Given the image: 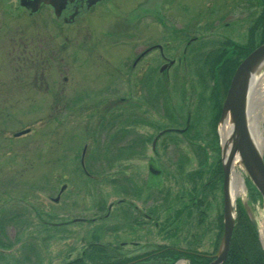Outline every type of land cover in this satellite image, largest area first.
<instances>
[{
  "label": "rangeland",
  "instance_id": "1",
  "mask_svg": "<svg viewBox=\"0 0 264 264\" xmlns=\"http://www.w3.org/2000/svg\"><path fill=\"white\" fill-rule=\"evenodd\" d=\"M11 1L0 0V108L3 110L0 114V264H68L81 256L85 258L92 250L87 246L94 241L99 247L96 248L107 250L115 263L128 264L130 257L145 254L140 249L141 242H127L129 203L135 202L138 207L136 212L142 211V208L144 210L145 205L149 206L147 189L144 193L145 203L136 202L130 196L132 190H129V181L133 172L128 147L135 137L148 134L151 138L158 133V129L150 131L138 126L132 135L125 120L131 111L130 105L146 104L143 100L148 104V100L154 99L157 88L148 89L151 96L137 90L133 82L140 78L130 77L125 65L118 66V70L123 69L124 73L113 71L114 82L110 73L115 58L120 57V64L125 57L131 59L144 47L154 49L152 46L156 42L164 46L170 34H163V27L156 22L159 18L156 19L153 12L144 16L141 11L138 18L141 20L144 17L151 24L152 38L148 44L139 39L133 43L134 46L109 42L95 44L98 39L106 38L109 31L115 29L116 23L121 20L127 22L129 16L132 18L137 14L133 10L142 5V0H115L116 7L101 9L90 19L92 26L80 23L66 30L53 24L46 11L31 17L22 10H16L15 0L13 3ZM212 2L179 0L177 5L187 9L181 13L175 12L174 5L164 9L162 6L161 9L153 8L157 4L150 7L163 15L167 23L171 22L169 17L177 23L180 20L195 21L198 30L192 33L198 34L201 39L211 37L210 40H216V37H220L219 41L222 42L230 37L229 40L240 45L245 43L251 21L261 9L248 6L247 0H230L231 3L227 4L223 0H215L216 7ZM226 23L235 25V28L226 27ZM66 36L68 40H65ZM165 54L180 58L182 48ZM158 56V51L149 55L150 59ZM200 64L198 61L197 65ZM192 69L194 67L187 68V72L180 75V80L174 78L160 89L163 90L162 101L158 99L160 104H203L201 99L199 102L202 103H198L196 93L190 91L196 86ZM155 77L162 79L159 73ZM259 77L262 79L264 73ZM179 81L182 82L181 86ZM133 87L135 89L131 92ZM180 87L186 90L183 100L179 97ZM188 95H191L189 100ZM204 100V104H211L206 98ZM200 113L203 115V110ZM152 114L150 118L153 121ZM221 126L218 119V136ZM27 129L30 132L15 136ZM261 129L264 136V117ZM201 133L207 132L203 130ZM177 138L181 140V137ZM220 139L219 136L221 147ZM203 141L202 138L190 142L193 147L182 142V148L173 152H170L171 147L168 148L167 155L161 157L158 165L152 164L150 172L147 167L143 170L142 158L136 161L139 174L140 170L144 172L140 179L145 177L143 181L148 179L151 182L149 194L152 198L158 197L159 191L162 198L163 186L169 191L165 208L157 219L161 226L166 213H170L173 194L182 188L189 191L191 185H195L191 183L192 179L186 178L189 172L197 175L205 172V178L196 180V188L206 190V195H199V201L200 196H205V201L208 198L211 203L208 220L203 223L204 230L201 229L203 233L194 234L185 241L180 242L188 235L193 220L182 222L181 233H174V238H171V232L168 231L165 236L154 226L155 219H149L147 227L136 230L135 235L148 238L151 253L158 250L159 245L164 248L168 244L188 245L190 248L195 245L200 252L207 254L213 250L208 244L211 245L214 236L220 234L216 218L224 194L220 186L212 190L208 185V170L215 161V152L207 149L208 157L203 158L194 157L195 153L189 152L197 144L207 147ZM178 152L185 157H180L179 162V157H175ZM81 160L89 174L82 169ZM242 174L244 192L237 199L252 197V184L243 169ZM155 177L160 179L156 182ZM154 199L156 203L158 199ZM258 199L250 200V205L264 249V237L260 233L264 224V203ZM152 211L149 210L150 213ZM221 218L222 214L219 225ZM71 219L76 221L70 222ZM206 226L211 227L209 233H205ZM196 229L200 230L198 226ZM120 241H124L125 246L119 247ZM146 261V264H166L158 259Z\"/></svg>",
  "mask_w": 264,
  "mask_h": 264
},
{
  "label": "flooded vegetation",
  "instance_id": "2",
  "mask_svg": "<svg viewBox=\"0 0 264 264\" xmlns=\"http://www.w3.org/2000/svg\"><path fill=\"white\" fill-rule=\"evenodd\" d=\"M177 1L179 0H142L143 2L142 5L140 6L138 5L135 8V10H133L134 12L136 11L137 14L132 16V18L131 16H129L127 18V22L121 20L120 23L118 24L116 23L115 25L116 27L114 29L116 30L115 32H111L114 30L109 31L106 38L105 37L101 38L104 39V41L100 42L101 39H98L95 43L97 45H102L105 42H109L111 44L127 43L134 46L133 43H135L137 39H139L140 42H145L148 44L152 38L150 31L151 24L150 21H148L147 19H143L144 17H142L141 20L140 17L138 18L137 15L141 11L144 16L149 15L150 12L151 13L153 12L155 14L153 16L156 19L159 18V20L156 22L159 25H161V27H163V34H168V33L170 34L169 40L165 41L164 46H162L159 42H156L152 46L155 47L154 49H150L151 47H147V48L144 47V49L142 48L143 50L141 49L139 52L133 55L131 59L128 60L125 57L123 62L120 64L118 62V59L120 57L115 58L113 62L114 67L111 69V73H110V77L112 78L111 80L112 82H114L113 75L115 74V72L117 74L118 72L120 74L124 73L123 69L118 70L119 68L118 66L125 65L126 70H129L130 77L140 78L136 82H133L134 85L137 86L136 88L137 90L140 91L143 90L142 92L146 93V95L148 96L149 95L151 96V92L150 91L149 93L147 92L148 89H150V87L157 88L154 91L155 93V96L153 97L154 99L148 100V104L146 100H143L146 104H131L130 105L131 111L125 120V124H127V122L129 123V127L131 128L130 133L132 135H134V130L138 129V126L142 128H147L150 131H154L158 129L157 130L158 133L156 135H153L151 137L152 139L148 134L142 136L141 138L135 137L131 145L128 147V151H129L128 158L129 160H131L132 163L131 170L133 172L129 181L131 185L129 190H132L131 191L132 194H130V196L132 197V200H136V202L141 201L142 203L143 202L145 203L144 193L146 189L149 196V201H148L149 206L145 205V208L144 210L142 208V211L136 212L138 207H136L134 201L133 203L131 202V204L129 203L130 218L127 221V228H129L130 230L128 231L129 238L127 242L128 243L141 242L142 246L140 249L143 250L145 254H142L141 256L137 255L130 257L128 264L147 263L146 259L149 258L151 254L150 252L151 250L149 248V244L147 241L148 238L136 236L135 232L140 228L145 229L147 227V223L149 219H153V220L155 219L154 226H156L157 230L160 233L162 232L165 236L167 235L168 231L171 232V238H174V233H181V229L184 226L183 223L185 222V220L187 221L193 220L194 223H192L193 225L190 226L188 235L185 238H181L180 240L181 242L187 240L189 237L193 236L194 234L203 233L201 231V229L204 230L203 223L207 222L209 217L208 214L211 211V206H210L211 203L208 198H206L205 201V196L203 198L202 196H200V201H199V195L202 193L206 195V190L205 189L198 190L196 188V180L199 181L202 180L203 177L205 178V172L202 174L199 173L200 175H197L198 173L195 174L189 172L186 174V178L192 179L191 183L195 185L194 186L191 185L189 191L186 188H182L181 191L180 190L176 191L173 194L170 202L173 203L172 205L175 206L174 208H172V205L169 206L170 213H166V217L163 221V225L161 226L158 220L161 217L160 215L161 211H163V209L165 208L169 191H167V189H165L163 186L162 198H160L161 191L158 192L159 195L158 197L152 198L150 196L149 189L151 186L150 185L151 182L148 179H145L143 181L145 177H143V179H140L141 175L144 172L141 170H140V174L138 172V168L136 167V161L138 160V158H142L140 162H143V166H142L143 170L147 167V169L150 172V168L152 167V164L158 165V163L161 162V157H165L167 155L168 148L171 147L172 150L170 152H173L175 149L177 150L181 149L182 142H185L186 145L193 147L190 144V142H197L198 139L203 138L204 140L203 142L207 143L206 144L207 147L197 144L194 148H190L189 152L191 154L195 153L193 154V156L198 158L200 156L202 158L203 156L208 157V155L206 154L208 152L207 149H210L212 152H215L216 154L215 161H213V163L210 164L208 170V172L210 173L209 174L210 182L208 185L210 186V188H212V190H214L215 187L218 189L219 186H220V190L222 189L221 184L223 179V173L219 169L221 165L219 163L220 162L219 150H217L218 134L216 129V123L221 113L222 103L227 88L225 83H223V85L219 83L218 70L214 72V78L212 80L209 79V77L207 76V74H209L208 65L213 64L214 59L215 60L220 59L219 62H221L222 60L225 61L231 58L238 57L239 55L238 50L240 49L239 48L240 44L238 42L233 41L232 39L229 40L230 37L229 38L226 37V39L225 37L222 38L225 39L222 42L219 41L221 40L220 37H216V40L214 38L210 40L211 37L201 39L198 34L195 35L194 33H192L198 30L197 29L198 23H195V21L182 22L180 20L177 23L170 20L171 17H169V21L171 22L167 23L165 18H163V15L156 13L155 10L153 9L155 7L156 8L159 7L161 9V6L162 9L169 6L171 8V5H174L176 13H181L183 10H187L182 5H177ZM247 1H249L248 6H254L255 8L259 7L262 10V5L260 4V0H247ZM35 2H40L39 9L37 12L32 13L31 8L34 7ZM47 2L49 3H46V1L44 0H15L14 8L16 10L17 9L22 10L28 16L31 17L44 10L46 11L47 16L51 18L53 24L56 23L57 25L64 27V29L66 30L80 23H82L83 25H87L86 23H88L90 26H92L90 19L99 10L109 9V8L112 9L116 7L115 0H47ZM223 3L227 4L231 2L230 0H223ZM212 4L214 5V7L218 6L215 4V0H213ZM152 5L155 6L151 8L150 6ZM230 6L231 5H229V9ZM213 11L214 10H212L211 12ZM136 17L138 18V20H136ZM256 18L257 15L255 16V18L252 19L251 25L252 23L255 22ZM179 23L180 25H178ZM225 26L226 27L228 26L230 28H232L233 26L235 28V25H232L230 23H226ZM68 39L69 37L66 36L65 40ZM246 41H247V35H246ZM179 47L182 48V55L180 56V58H178L177 55L173 57V56H167V54H165L167 52L170 54ZM210 47L212 48L210 49ZM154 51H158L159 56L156 57L155 59H150L149 55L151 54V52ZM198 61H200L201 63L200 66L197 65ZM193 67L194 69H192V71L194 72V75H192V77L195 78L194 82H196V86L194 89H191L190 91L192 93H196V99L198 103L203 102V104H188V102H186V104L185 103L160 104L159 100L162 101L161 93L163 91L160 89L170 84V82H172L174 78L178 77V80H180L179 79L180 75H184V73L187 72V68L189 69ZM158 73L160 76H162V79L160 80H158L155 77V75H158ZM216 76H217V80H216ZM179 85L180 86L182 85L181 81H179ZM132 89L135 88L134 87L131 88V92H133ZM179 92H180L179 95L180 100H183L186 95V90H182V88L180 87ZM190 97L191 95H188V100ZM205 98L207 99V101L211 102V104H204ZM200 99L202 100V102H199ZM139 110H142L143 112H140ZM201 110H203V115L200 113ZM151 112L153 113L152 114L153 121L150 118ZM1 113H3V110L0 108V114ZM142 114L145 115V117L142 116ZM167 122H169V125L164 126ZM206 124L208 125V127L204 128ZM180 126H183V128H180ZM126 127H128V125ZM203 130H206L207 133L202 134L201 131ZM179 132H181V134ZM178 136L181 137L180 141H178L177 138ZM175 155H176L175 157H179L178 162L180 161V157L185 158L183 154H181V152H178ZM81 162H82L81 164L82 169L85 171V173L89 174L82 160ZM204 162L205 161H203V163ZM153 170L155 171V169ZM159 179L160 178L155 177L156 182ZM154 198H156V200L158 199L156 203ZM220 201H221L220 211L222 212L221 207H222L223 199H221ZM153 204H156V206L155 205L153 206ZM152 206L154 207V209H152ZM149 210H154V211L150 213ZM198 210H200V212ZM220 211L218 212L216 218L218 221L219 230H220L219 220L221 215ZM196 226H198L200 230L199 229L195 230ZM214 228L216 229L217 226L214 225ZM209 230H211V227L207 228L206 226L205 233H209L210 232ZM218 235L219 233L214 236L215 240L214 242L213 241L210 242L211 245L208 244V246H211L213 249L211 253L215 251V248L217 246ZM209 238L210 235L208 236V239ZM164 239H166V237H164ZM125 244L126 243H124V241H120L119 247L120 245L125 246ZM160 246L161 245H159V248H161ZM164 249L176 253L179 252H185L191 254L205 253V252H200V250L196 248L195 245L190 248V246L188 245L179 246V245L168 244L167 246L162 248V250ZM116 256L118 259L120 258L118 257L119 255ZM203 256L206 257L207 254Z\"/></svg>",
  "mask_w": 264,
  "mask_h": 264
},
{
  "label": "water",
  "instance_id": "3",
  "mask_svg": "<svg viewBox=\"0 0 264 264\" xmlns=\"http://www.w3.org/2000/svg\"><path fill=\"white\" fill-rule=\"evenodd\" d=\"M47 2V0H44ZM40 2H35L32 11H37ZM264 44L253 50L237 67L225 100L223 102L220 124L229 121L231 130L228 139L221 141V158L224 170V210L223 224L224 232L221 239L219 249L214 256V261L210 264H223L228 255L230 241L232 238L235 219H236V201L237 197L232 196L230 185L231 166L237 158L241 164V168L245 171L247 179L252 187L259 193L264 201V148L259 151L251 136L248 128V104L251 89L252 77L259 76L264 73ZM259 71H256L258 70ZM257 72V73H256ZM256 73V74H255ZM24 130L16 133L20 136L27 133ZM241 199V198H240ZM58 199H55L57 201ZM242 207L253 224L255 231L259 237V231L255 218L253 217L252 208L249 203L248 196L241 199Z\"/></svg>",
  "mask_w": 264,
  "mask_h": 264
},
{
  "label": "trees",
  "instance_id": "4",
  "mask_svg": "<svg viewBox=\"0 0 264 264\" xmlns=\"http://www.w3.org/2000/svg\"><path fill=\"white\" fill-rule=\"evenodd\" d=\"M262 5V10L257 15L254 23L247 30V41L245 44L239 46L238 57L231 58L229 60L220 61V59H214L213 64H209V74L207 76L210 80L214 78V72L218 70L219 83L223 85L226 84L228 88L230 80L233 73L241 60H243L250 52H252L259 45L264 43V0H260ZM218 64V65H217ZM207 67V66H206ZM216 73V75H217ZM217 80V76H216ZM220 116V115H219ZM219 150V149H217ZM220 163V162H219ZM221 165V163H220ZM219 165V166H220ZM220 171L221 166H220ZM259 197L258 193L254 191L252 193V198ZM244 210L240 207L238 210V218L235 226L233 238L230 244L229 253L226 261L223 264H264V250L258 240L256 232L247 219ZM223 231L222 224L220 225V234L218 241L220 240L221 233ZM96 241L90 243L87 248H91V252L84 258L83 256L73 260L68 264H119L115 263L114 258H110V254L105 249H97ZM97 247V248H96ZM86 249V248H85ZM99 255V256H96ZM89 262L86 263L84 259ZM158 259L165 262L166 264H174L180 259H186L190 261V264H209L211 259L200 254H191L185 252H172L170 250L158 248L152 252L146 260Z\"/></svg>",
  "mask_w": 264,
  "mask_h": 264
},
{
  "label": "bare ground",
  "instance_id": "5",
  "mask_svg": "<svg viewBox=\"0 0 264 264\" xmlns=\"http://www.w3.org/2000/svg\"><path fill=\"white\" fill-rule=\"evenodd\" d=\"M264 67V64H263ZM256 71H259L256 70ZM257 73V72H256ZM255 73V74H256ZM259 72L252 77L251 89L248 104V128L259 151L264 148V136L261 129V120L264 117V77L260 79ZM231 126L229 121H225L220 128L221 141L224 142L230 135ZM230 185L232 196L237 197L244 192V179L241 164L236 158L231 166ZM260 233L264 237V224Z\"/></svg>",
  "mask_w": 264,
  "mask_h": 264
}]
</instances>
